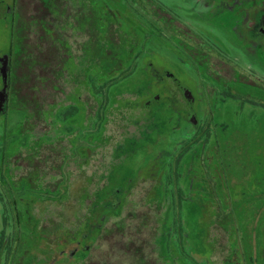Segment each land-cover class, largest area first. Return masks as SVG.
I'll list each match as a JSON object with an SVG mask.
<instances>
[{"label":"rangeland","instance_id":"374dc122","mask_svg":"<svg viewBox=\"0 0 264 264\" xmlns=\"http://www.w3.org/2000/svg\"><path fill=\"white\" fill-rule=\"evenodd\" d=\"M14 3L0 0V179L22 226L0 264H264V0ZM84 23L125 43L97 85L135 60L103 110Z\"/></svg>","mask_w":264,"mask_h":264},{"label":"trees","instance_id":"16d2710c","mask_svg":"<svg viewBox=\"0 0 264 264\" xmlns=\"http://www.w3.org/2000/svg\"><path fill=\"white\" fill-rule=\"evenodd\" d=\"M42 1V3L47 4L49 0H40ZM52 1V0H51ZM56 2H59L60 0H54ZM122 3H125L126 5H128L132 10H134L135 12L141 13L140 10H138V8L134 5L135 0H120ZM14 6H16V0H14ZM56 4V3H55ZM55 4H53L52 6L48 5L46 8V11L48 10L50 14L52 13H56L57 12V8H55ZM82 6H79V8L81 10H84L81 8ZM15 8V7H14ZM15 10V9H14ZM52 10V11H51ZM109 11L111 12V10L109 9ZM15 12L12 11V16ZM52 16H54L52 14ZM115 18V17H114ZM54 21H57V17L52 18L51 20H49V23H53ZM95 20L91 19V25L92 22ZM85 25V23H84ZM114 23L113 22H108L107 25V31H103L105 34H109L110 32H112V28ZM87 25H85V27H82L81 30L87 32L89 35H91V41H85L88 42L86 43V47L84 48V53H83V57L86 56V54L88 53L89 55V51L91 50V65H92V69L95 71L94 75L91 77V87L92 90L94 92L95 96H104V98H102V104H101V110L105 109V103H107L109 101V99H107L105 97V93H107L108 91H110L115 85H117L119 83V81H123L125 79H127L128 77H130L132 75V72L134 71V69L130 68V65L133 63V61H135L134 59L130 61V65L128 66L127 69H125V74L120 75L118 77L114 76L111 77V79H109L108 81H105L104 83H102V85H97V83L95 82L96 80L94 79V77L98 74V69H100V71H105V72H113L115 73L116 71L120 70L121 68V64L119 62L120 59V54L125 53V43L123 41V38L121 36V34L119 35V30L115 33V35L111 38L108 37V35H101V30L100 28L97 29L96 26L92 27L91 26V32L88 31V27H86ZM116 27V26H115ZM48 28H44V33H49V31L51 32V30H49ZM90 30V29H89ZM53 34H55V31H53ZM89 44V45H88ZM85 45V44H84ZM52 46H49V49L46 48H42L41 53H44L47 50H51ZM85 54V55H84ZM12 55V51H10L9 56ZM9 61H10V57H9ZM41 66L44 67H48V65H46L45 63H42ZM9 68V65H8ZM9 70V69H8ZM90 73V72H89ZM112 73V74H113ZM87 77L89 78L88 74ZM10 86V81L8 79L7 81V89ZM7 89L5 91V96L7 98ZM257 105H261L264 108V102H260V103H254ZM72 110L76 113L78 111L77 108H72ZM196 142V140L194 142L191 143V145H193ZM191 148V146H186L185 148H183V153L178 154L175 158V166H176V171L175 172H171L172 178L176 181V192L178 191L179 193V197L180 199H182V191L180 186L178 185V181H179V167L182 161V158L184 157V155L186 153H188L189 149ZM3 174V173H2ZM11 183L8 180V178H6L5 175H3L0 179V203L3 204L4 206V210L2 213V230L0 233V260H1V256L3 251L5 250L8 254L11 253L12 249H13V235L14 237L16 236L15 231L20 230L21 226H22V221L20 218V214L17 210V203L15 201V196H13L12 193V188H11ZM177 196V195H176ZM13 200V201H12ZM54 200V199H53ZM5 201L7 203H5ZM119 203L118 201L113 202L112 203V207L113 209H117L119 207ZM29 206V205H28ZM35 205H33L34 207ZM180 206V205H179ZM8 207L10 209L11 212H15V217L13 218L14 222L13 224L10 221V217H9V210ZM30 209H27V212H29ZM117 213V212H116ZM110 214H107L103 219L104 221L107 220L108 216ZM175 230H177V233L179 235H181L183 233V228H182V223H181V219L180 217H178V214L175 216ZM12 226V233L13 235H9L8 234V230L9 228ZM37 228V227H36ZM102 229V226L101 228ZM179 243L182 244V238L181 241L179 240Z\"/></svg>","mask_w":264,"mask_h":264},{"label":"flooded vegetation","instance_id":"af4514ba","mask_svg":"<svg viewBox=\"0 0 264 264\" xmlns=\"http://www.w3.org/2000/svg\"><path fill=\"white\" fill-rule=\"evenodd\" d=\"M10 57V59H12L13 58V54L11 55V56H9V54H8V58ZM10 66V65H9ZM5 102H6V96H5Z\"/></svg>","mask_w":264,"mask_h":264}]
</instances>
